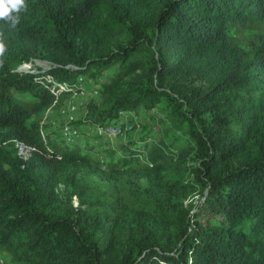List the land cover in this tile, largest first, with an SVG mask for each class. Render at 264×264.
I'll use <instances>...</instances> for the list:
<instances>
[{"label":"trees","instance_id":"1","mask_svg":"<svg viewBox=\"0 0 264 264\" xmlns=\"http://www.w3.org/2000/svg\"><path fill=\"white\" fill-rule=\"evenodd\" d=\"M0 33V264H264V0H26ZM80 84L76 124L140 137L51 139Z\"/></svg>","mask_w":264,"mask_h":264},{"label":"rangeland","instance_id":"2","mask_svg":"<svg viewBox=\"0 0 264 264\" xmlns=\"http://www.w3.org/2000/svg\"><path fill=\"white\" fill-rule=\"evenodd\" d=\"M32 60V63L27 68H20V72H38L39 70L43 71L48 69L52 66L51 63L40 60V59H29ZM26 60H24L23 64ZM26 69V70H25ZM86 88V93L82 96H79L77 94H73L69 98H64L62 100H59L57 103L53 104L48 110H46L45 113H43L41 116H39L40 124L43 128V131L47 134H49L54 140H58V143L62 146H67L61 138H60V132L63 125L68 122L73 125H78L81 132V137L79 142L81 141L82 144L86 143V146H83V150L85 148L90 146V143L97 144L94 142L95 139L101 141L99 144V148L101 149H107L118 146V144L121 141L126 140L128 137L132 138H139L142 125L148 124L150 122L149 115L151 111L148 113L144 110H140L139 112H133V113H124L120 119H122L123 123L122 125L124 128H122L121 123L119 124L120 130L119 132L113 136L108 135L104 136V138H98L96 135V132L94 130V125L91 124H76V122H82L84 120V116L87 113L88 110V103L91 102L92 94L89 90L88 85H83ZM88 89V90H87ZM95 99L98 100V98L95 97ZM74 103L76 105V110L74 112H69L67 115L63 116L60 113V109L63 107H66L67 105ZM154 112V111H152ZM154 115V114H152ZM131 125H134L131 127ZM142 134V133H141ZM94 145V146H95ZM95 150V149H94ZM102 178H106L105 175H102L101 173L94 174V179L99 180ZM73 204L77 205L78 200L76 197H73L72 199ZM6 257L5 254H0V261Z\"/></svg>","mask_w":264,"mask_h":264},{"label":"built area","instance_id":"3","mask_svg":"<svg viewBox=\"0 0 264 264\" xmlns=\"http://www.w3.org/2000/svg\"><path fill=\"white\" fill-rule=\"evenodd\" d=\"M64 87H65V85H64ZM85 93H86V88L82 84H80L78 91L75 92L74 94L82 96ZM75 110H76V105L74 103H71V104L67 105L66 107L61 108L60 113L63 116H65L69 112H74ZM119 120L122 122V119L119 118L118 121L110 122L109 124H106V125H94V130L96 132L97 137L103 139L104 136H108V135L115 136L120 130L119 124L121 122ZM80 137H81L80 128L76 125H73V124L66 122L63 125V127L61 128L60 138L67 145H73V144L80 143L81 146H86L85 143L82 144L83 142L82 143H81V141L79 142ZM94 142L97 143L98 140L95 139ZM16 147H17L18 154L24 158L29 157L33 151L32 146H30L24 142H21V141L16 142Z\"/></svg>","mask_w":264,"mask_h":264},{"label":"clouds","instance_id":"4","mask_svg":"<svg viewBox=\"0 0 264 264\" xmlns=\"http://www.w3.org/2000/svg\"><path fill=\"white\" fill-rule=\"evenodd\" d=\"M26 9V0H0V21H4L11 28L20 22V13ZM6 51L3 33H0V56ZM2 64V61H0Z\"/></svg>","mask_w":264,"mask_h":264},{"label":"water","instance_id":"5","mask_svg":"<svg viewBox=\"0 0 264 264\" xmlns=\"http://www.w3.org/2000/svg\"><path fill=\"white\" fill-rule=\"evenodd\" d=\"M20 67H21V65L15 71H19Z\"/></svg>","mask_w":264,"mask_h":264}]
</instances>
